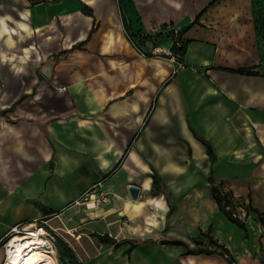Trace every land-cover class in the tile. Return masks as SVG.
<instances>
[{"label": "crops", "instance_id": "1", "mask_svg": "<svg viewBox=\"0 0 264 264\" xmlns=\"http://www.w3.org/2000/svg\"><path fill=\"white\" fill-rule=\"evenodd\" d=\"M240 3H0V66L10 64L13 85L22 67L45 68L7 105L0 87V110L13 104L0 114V237L18 223L62 229L94 188L109 200L79 202L88 215L81 264H264V63L254 75L226 69L260 64L253 29L223 23L247 16L230 11ZM122 15L147 54L128 39ZM174 31L187 41L182 55L170 53ZM194 131L211 143L214 161ZM152 169L162 186L155 192ZM210 173L245 228L219 209ZM208 229L233 263L167 242L195 248ZM123 239L148 241L126 253Z\"/></svg>", "mask_w": 264, "mask_h": 264}, {"label": "rangeland", "instance_id": "2", "mask_svg": "<svg viewBox=\"0 0 264 264\" xmlns=\"http://www.w3.org/2000/svg\"><path fill=\"white\" fill-rule=\"evenodd\" d=\"M240 1H243V3H240L238 5H231L229 7L230 11L245 12L247 16H245L242 20L223 21V23L230 22L238 28L253 29L257 48V51L255 53L257 55V59L260 62V64L257 63L253 65L259 66L264 63V0ZM0 3L14 6L17 9L31 8V6H33L28 0H0ZM57 11L59 12L60 10L57 8ZM38 63H32L26 69L22 67L18 72L21 73L20 78L15 79V85H13L14 71L11 68L10 64L3 63L2 66H0V87L3 88L4 103L6 105L12 102L14 97L19 95L20 92L29 87L31 76L34 74L35 70L44 73L45 68H39ZM79 202L82 201L79 200ZM76 204V207L72 208L71 210L72 212L68 218L67 225H63L62 229L55 228V231H51L54 236L53 239L47 236V238L52 241L55 248L57 249V264H81L78 254L82 251V245L84 244L82 238H79V232H82L84 230L83 227L84 225H86L84 223L88 222V220L86 221V219L83 217L88 215L85 211L84 204ZM19 230H21V233L27 231L23 229ZM69 230H72L73 234H71ZM90 235L98 236L99 234L97 232H91ZM8 237L9 236L5 234L0 237V264H3L5 261L4 242ZM210 247H213V245H210Z\"/></svg>", "mask_w": 264, "mask_h": 264}, {"label": "trees", "instance_id": "3", "mask_svg": "<svg viewBox=\"0 0 264 264\" xmlns=\"http://www.w3.org/2000/svg\"><path fill=\"white\" fill-rule=\"evenodd\" d=\"M28 1L30 2V4L33 5V4L45 3V2L52 3V2H56L58 0H28ZM82 11L86 14L92 15V10L87 5H84V7L82 8ZM122 17H123L125 30L129 35L128 24L126 22L125 17L123 15H122ZM196 21H197V19H196ZM92 30H93V28L91 29V31ZM91 31H90V33H91ZM83 43H84V41L76 43L72 46V48L79 47ZM186 43H187V41H186ZM186 43L182 42L181 39L179 38V35H177V37L175 39H173L172 45L170 47L171 52L173 54L182 55L184 53ZM67 51L68 50L59 51L58 53L53 54L51 56V59L55 62V61L59 60L60 58L65 57L67 54ZM255 67H257V65L241 66L238 68H226V69H228L229 71L240 73V74H247V75L252 74V75H254V74H258V71L254 69ZM12 108H13V104L9 108L0 110V114L3 115L7 111L11 110ZM194 134L205 145L206 153L209 156L210 160L214 161L216 155L212 149L211 143H209V141H207L202 136L198 135L195 131H194ZM151 176L153 178V183H154L152 190L155 192V191H157V189L162 187L159 185L160 177H159V174L157 173V171L155 169H152ZM208 181H209L211 188H212L213 197L216 200L219 209L224 213L226 218L228 220L236 223L237 225L245 228V224L242 221V219L240 217H238L236 214H234V211L232 208L233 203H232L231 197H229V195L224 190L221 189L220 185L214 181V178L211 175V173L208 176ZM254 210H256V209H254ZM201 237L207 238L208 243L213 245L214 247H212L211 249L203 247L205 245V243H204L203 239H201ZM101 239L105 240V241L112 242V239L107 234H103L101 236ZM123 240H126V242L129 243V245L126 249V253H129L130 250L133 247L137 246L138 244L145 243L148 241V240H134V239H123ZM193 240L196 244L195 248H190L184 241L179 240V239H168L167 242L183 245L184 246V253H192L195 250L205 251L207 253L218 252L221 255H223L229 263L234 262V258L232 256L231 252L229 251V249L224 244L218 242L215 238H213V236L210 234V229H208L206 231L200 230L199 236L195 237ZM160 241L163 242V241H165V239H161ZM261 264H263V262H261Z\"/></svg>", "mask_w": 264, "mask_h": 264}, {"label": "bare ground", "instance_id": "4", "mask_svg": "<svg viewBox=\"0 0 264 264\" xmlns=\"http://www.w3.org/2000/svg\"><path fill=\"white\" fill-rule=\"evenodd\" d=\"M89 202L94 204L93 201ZM37 228L32 223L24 224L22 229L26 232L21 233V230L16 229L5 240L3 264H57V249L50 239L42 235L45 229Z\"/></svg>", "mask_w": 264, "mask_h": 264}, {"label": "built area", "instance_id": "5", "mask_svg": "<svg viewBox=\"0 0 264 264\" xmlns=\"http://www.w3.org/2000/svg\"><path fill=\"white\" fill-rule=\"evenodd\" d=\"M128 36V39L130 40V42L132 43V45L138 50V52L141 54V55H144L145 53H143V51L140 50V48L138 47V44L137 42L135 41V39L131 36V35H127ZM173 39H175L177 37V33L176 31H174V34L172 35ZM172 53V52H170ZM172 55H174L172 53ZM109 200V197H108V194L107 193H104V192H101L99 196H97V192L95 191L94 188H91L89 189L87 192H85L83 198H82V202H89V201H93L94 203L95 202H98V201H108ZM75 203H79V200H76ZM86 206L87 203L85 204ZM24 224L25 223H18L16 225H13L12 227H10L6 232H5V235H8L10 236L11 234H13L16 229H22L24 227ZM28 224H31V223H28ZM34 224V226H38L37 229H40V228H44L45 229V233H42L43 236H49L51 237L52 239L54 238L53 234L51 233V231H55L54 228L52 227H49L48 225L44 224L42 221H40L39 223H32ZM48 226V227H47Z\"/></svg>", "mask_w": 264, "mask_h": 264}, {"label": "water", "instance_id": "6", "mask_svg": "<svg viewBox=\"0 0 264 264\" xmlns=\"http://www.w3.org/2000/svg\"><path fill=\"white\" fill-rule=\"evenodd\" d=\"M129 191L132 195H136V192H137V187L135 185H130L129 187Z\"/></svg>", "mask_w": 264, "mask_h": 264}]
</instances>
